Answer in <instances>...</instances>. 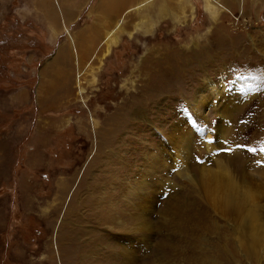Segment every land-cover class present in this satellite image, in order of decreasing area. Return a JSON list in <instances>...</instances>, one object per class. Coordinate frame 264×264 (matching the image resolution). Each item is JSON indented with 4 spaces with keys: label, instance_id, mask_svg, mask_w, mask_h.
<instances>
[{
    "label": "rangeland",
    "instance_id": "1",
    "mask_svg": "<svg viewBox=\"0 0 264 264\" xmlns=\"http://www.w3.org/2000/svg\"><path fill=\"white\" fill-rule=\"evenodd\" d=\"M87 2L0 0V264H200L203 254L207 264H264V240L258 259L247 254L244 242L224 240L232 233L224 214L203 213L206 204L188 179L165 169L145 176L151 156L171 160L165 152H171L172 126L184 124V133L194 137L190 169L196 176L194 165L212 161L199 144L203 136L214 138L218 149L236 143L264 148V0H162L155 15L143 12L145 2L137 4L114 21L92 62L73 64L72 83L57 86L61 101L42 112L40 90L59 40L50 38L82 25L94 13V0L88 9ZM250 81L257 82L255 89L242 95L225 88ZM194 93L209 99L202 116L193 110ZM227 98L230 109L223 110ZM135 110L146 113V121L135 120ZM186 115L206 126L203 135ZM219 121L229 129L223 139ZM217 148L213 152L236 177L230 154L247 165L264 152ZM142 177L155 209L140 218L127 191ZM154 178L164 184L154 186ZM97 191L111 194L105 201L112 205L97 210L96 199L91 207L89 195ZM174 197L186 209L184 219L162 213ZM258 198L256 213L264 221V197ZM71 205L77 208L68 216ZM99 215L111 221L98 225ZM208 220L212 226L204 229ZM75 227L84 231L81 240L69 231ZM66 231L75 240L65 238Z\"/></svg>",
    "mask_w": 264,
    "mask_h": 264
},
{
    "label": "bare ground",
    "instance_id": "2",
    "mask_svg": "<svg viewBox=\"0 0 264 264\" xmlns=\"http://www.w3.org/2000/svg\"><path fill=\"white\" fill-rule=\"evenodd\" d=\"M207 80L205 79L203 84L206 85L208 88V85H210V82H208ZM211 89H212V91H211L212 95L215 94L214 89L213 88H211ZM193 95H194V99H192V102L194 104V105H192L193 110L196 112L197 115L202 116V115H204V112L208 107L207 101L209 102V99L208 100L204 99V96L201 94L198 95L197 93H194ZM228 98H227L226 103L224 105H222L223 110H229L230 109V104H231L232 99L231 98L228 99ZM192 102H191V104H192ZM217 108H219V107H217ZM233 108H236V107H233ZM224 112H226V111H223L222 115H224L223 114ZM133 117L135 120L140 119L141 121H146V119H147L146 113L144 115H142L141 110H135L133 113ZM148 123L151 124L150 122H148ZM184 127H185L184 124H183V127H173L172 126V129H170L171 133H169V136L167 135L169 142H170V145H171V152L166 150L165 153H167V154L170 153V159L171 160L167 163L165 156L162 153L161 154L156 153L157 154L156 156L155 155L151 156L148 159L153 161V164H152L151 170H149V172L146 173L145 176L151 175V176L155 177L156 174L161 175L163 169H165V170H174L177 172V174L179 176H182V177L188 179V183H189V185H191L192 190L194 192H196L197 195H199L200 199L203 201V203L206 204L207 209L204 210L203 213H205V211L206 212L213 211L215 213L217 212V213L224 214V216L226 218L224 221L227 223L230 230H232V233H230L229 236L225 235V233H224V235H222V237L224 236V240L231 238L234 243H237V245L238 244L240 245V244H242V242H244L243 244L246 245L247 254L253 259H258L259 250L257 249V245L259 243H262V241L264 240V221H261L258 214L256 213L257 211H256L255 199H257L258 197H264V163L262 164V162H261V164H260V161H264V152L259 155L260 158L258 161L254 160V162H253V160H252L247 165H245L242 162V158H238V157L235 158L234 154H230L229 159L231 161H233V164H234L233 170H236L238 173L240 172L239 176L236 177L234 175L228 174V172L231 169L230 166H227L225 163H223L222 161H220L218 159V157L221 156L220 154H216L213 152L214 148H217L216 146L218 145V142H216L214 144V146H212L211 140L208 138L205 141L204 140L205 137L203 136L202 141L199 144L203 145L204 152L209 155V158L212 161H211V163H207V161H208L207 160L208 158H207L201 164L194 165V169H196V173H197V176H196V175H193V173H191L190 168H191L192 163H191L190 159H191L192 151L194 150V147L197 144H195L193 142L192 139L194 137L191 136V134L186 133V131L184 133V130H186ZM227 131H229V129L224 127L223 124L219 121L218 128H217L218 138L221 136L224 137V134ZM207 135H208V132L206 131L205 136H207ZM223 137H221V138L223 139ZM233 142H236V141H233ZM222 147H224V146H221L220 148H222ZM226 148H227V146H226ZM163 151H165V149H163ZM236 152H238V151H236ZM242 154H244V153H242ZM145 170L146 169L141 170V173L146 172ZM141 173L139 174V176L141 175ZM256 174L261 175V177L258 179H253L252 176H254ZM168 179H170V178H168ZM146 180H147L146 178L142 177L136 181V183H137L136 185H134V183L131 182L132 185L130 186V189L127 191V196L131 199L132 198L134 199L133 203L130 201L131 199L128 200V202H129L128 204L133 205V207L136 211V213H134V214H136L135 216L138 215V217H140V218L143 216V214L151 212L152 210L155 209V205L153 203L154 194L150 193L148 191L149 187H150V183ZM155 180H156V184L154 186H156V185L162 186L163 182L160 181L161 179H159V180L155 179ZM97 193H98V191L94 194L91 193L89 195L90 200H91V207H92V203H94L96 199L97 200L95 203L97 205V210H103V208H108V207H101V205H103L104 203H109V205H112L111 199L105 201V199H107L108 196H109V198H111V194H108V196H106L105 194L98 195ZM138 195L140 196V198L137 197ZM149 196H151V197H149ZM117 197H118V195H117ZM172 201H171V203L166 205V208L162 212V213H164L163 215L165 216V214H174V216H176L178 219L180 218V216H182V218H183L185 216L186 209L184 208L183 205H181L179 203L180 201L178 200V198H175ZM181 201H183V200L181 199ZM79 205H81V204H79ZM77 206H78V204H77ZM75 209H74V206L71 205L70 209L67 210L68 216H70V213L75 212ZM109 209H110V207H109ZM94 210L96 212V209H94ZM113 211H114V209H113ZM187 211H188V209H187ZM198 211H199V209H198ZM101 213H103V212H101ZM110 219H111L110 215H108V216L99 215V216L95 217L96 223L98 224V222H99L100 225L102 223L101 220L103 222L105 221V223H108V221ZM193 219H194V217H193ZM187 220H188V218H187ZM119 221H118V223H119ZM181 221H182V219H181ZM82 223H83V221H82ZM201 223H202V221L199 218V220L197 221V224H199L198 226H200ZM166 224H168V223H166ZM206 224H208L209 226H212V224L209 220L205 221L204 229H206ZM213 225H215L217 229L222 227L221 225H217V223H214V222H213ZM180 226H181V224H180ZM78 227H81V226L78 225ZM78 227L71 228V229L69 228V231L74 232L75 233L74 236L77 237L78 240H81L82 237L80 236V234H81V232L84 233V231ZM161 227H160V229H161ZM140 228H141V231H143L142 227H140ZM259 228L262 229V231H261L263 233L262 235H260L261 232L259 231ZM198 232H199V230H198ZM87 234H91V230H88ZM71 235H72V233H71ZM96 235L100 236V237L102 236L100 234L98 235V233H96ZM201 235L203 236V239H205V237H204L205 235H203V234H201ZM75 237L68 235V232L66 231V237L65 238H69V240H75L74 239ZM63 239H64V236L62 235L61 236V242H63ZM103 239L105 240L104 235L102 236V239H101L102 242H104ZM234 240H236V241H234ZM159 246H160V244H159ZM224 248H226V247L224 246ZM234 251L236 252V249ZM123 253L129 254V255L131 254L129 251L128 252L125 251ZM129 255H127V256H129ZM131 257L133 258V255ZM205 257L206 256L204 254L202 256H200V259L202 261H198V263L207 264V262L205 261ZM134 260H135V258H134ZM210 264H216V263H215V261H211Z\"/></svg>",
    "mask_w": 264,
    "mask_h": 264
},
{
    "label": "crops",
    "instance_id": "3",
    "mask_svg": "<svg viewBox=\"0 0 264 264\" xmlns=\"http://www.w3.org/2000/svg\"><path fill=\"white\" fill-rule=\"evenodd\" d=\"M161 1L162 0H94V13L86 18L82 25L68 33L60 31L56 33V36L50 38H58L59 40L55 43V50L51 55L52 64L49 66L44 76L45 79L43 80V84L46 88L44 90L41 88L40 90L41 96L39 97L40 99L38 98V108L42 112H48L51 109V107L48 106L49 102L61 101L63 94L61 91H58L57 86L59 87L63 82L66 84L72 83L74 63H78V65L80 64L85 67V64L95 59L94 54H98L96 47L107 41L105 35L108 34L107 31L109 29L114 27V21H116L118 17L127 13L137 4L143 2H145L146 5V7L142 9L144 13L151 15L158 14L157 7ZM92 2L93 0H88L85 8L88 9ZM67 16L68 21H73L75 19L71 14ZM76 18L78 20L82 18V16H77ZM153 19L157 21V19ZM65 26L64 24L63 30L68 27ZM102 38L103 40L101 41ZM76 55L77 58L74 59Z\"/></svg>",
    "mask_w": 264,
    "mask_h": 264
}]
</instances>
